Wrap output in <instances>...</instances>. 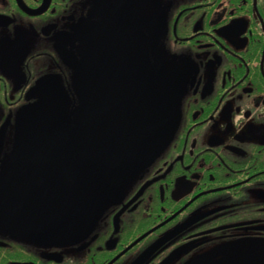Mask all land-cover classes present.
Wrapping results in <instances>:
<instances>
[{
	"label": "flooded vegetation",
	"instance_id": "af4514ba",
	"mask_svg": "<svg viewBox=\"0 0 264 264\" xmlns=\"http://www.w3.org/2000/svg\"><path fill=\"white\" fill-rule=\"evenodd\" d=\"M0 264H264V0H0Z\"/></svg>",
	"mask_w": 264,
	"mask_h": 264
},
{
	"label": "water",
	"instance_id": "95a60500",
	"mask_svg": "<svg viewBox=\"0 0 264 264\" xmlns=\"http://www.w3.org/2000/svg\"><path fill=\"white\" fill-rule=\"evenodd\" d=\"M92 51H93V49L90 51L89 54H91ZM138 51H139V53L144 54L143 47H141L140 45L138 46ZM97 52L94 54V55H96L94 58L97 61H100L101 55L100 54H97ZM138 65L141 66L140 63ZM91 72H95V70H92ZM115 118H118V116L115 117ZM115 121H116V119H115ZM130 129L133 130V131H135V128L132 127V126H130ZM170 132L171 131L167 132V136H169ZM141 136H142V133L141 132L139 134H137V135H133L132 137H130V140L128 142L122 143L121 144V147L126 151V153H128L130 155L131 154H137L140 151V148L143 145V143L141 142ZM135 138L138 139V142L135 140ZM163 145H164V142H161V140L159 139L157 142H155V149H160ZM139 154H140V152L138 153V155ZM153 154L154 153H152V156H153ZM89 197H90V201H89L88 204L90 206V210L92 211V209L97 206L96 205L97 204V202H96V195L94 194V192H92V189H91V191H89L87 189L86 192L82 195V198H85L86 201L89 200Z\"/></svg>",
	"mask_w": 264,
	"mask_h": 264
}]
</instances>
